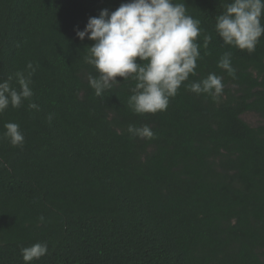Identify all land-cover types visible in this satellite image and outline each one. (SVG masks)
I'll return each instance as SVG.
<instances>
[{"label": "trees", "instance_id": "1", "mask_svg": "<svg viewBox=\"0 0 264 264\" xmlns=\"http://www.w3.org/2000/svg\"><path fill=\"white\" fill-rule=\"evenodd\" d=\"M127 2L0 0V80L35 68L31 99L0 114V137L14 122L25 138L0 139V264H25L36 243L48 252L31 264H264V123L243 118L264 119V35L251 54L227 46L215 24L231 0H173L200 21L196 74L165 111L139 115L132 79L95 95L94 42L76 35ZM225 52L234 74L217 66ZM209 73L218 98L187 90Z\"/></svg>", "mask_w": 264, "mask_h": 264}, {"label": "clouds", "instance_id": "2", "mask_svg": "<svg viewBox=\"0 0 264 264\" xmlns=\"http://www.w3.org/2000/svg\"><path fill=\"white\" fill-rule=\"evenodd\" d=\"M264 0H231L224 5V11L216 17L215 31L227 46L246 50L249 54L256 49L259 39L264 35ZM200 21L186 14L183 3L173 0H129L115 11H100L98 17H90L84 29L76 30L77 37H86L94 43L87 47L86 63L92 65L98 75L89 76V85L97 97L105 90L123 80L136 81L131 89L128 107L139 115L165 111L170 98L176 96L178 89L195 75L197 60L200 58ZM211 36L204 37L203 47L207 48ZM137 58L141 63H137ZM217 66L234 74L231 53L225 52ZM25 71L0 80V114L9 107L19 108L25 100H30L33 91L31 76L35 72L29 62ZM15 79L17 87L12 84ZM187 90L200 95L207 94L218 98L224 85L222 77L215 73L198 82L186 84ZM30 109H38L29 103ZM51 115L48 119L51 120ZM5 131L0 139L9 141L12 147H22L24 135L20 126L14 122L4 125ZM128 133L134 138H152L154 133L148 125L135 127L129 125ZM43 221L44 217L41 216ZM48 252L46 243H36L22 247L21 255L25 264L39 260Z\"/></svg>", "mask_w": 264, "mask_h": 264}, {"label": "rangeland", "instance_id": "3", "mask_svg": "<svg viewBox=\"0 0 264 264\" xmlns=\"http://www.w3.org/2000/svg\"><path fill=\"white\" fill-rule=\"evenodd\" d=\"M243 118L254 126L264 123V119L262 116L251 111L244 113Z\"/></svg>", "mask_w": 264, "mask_h": 264}]
</instances>
